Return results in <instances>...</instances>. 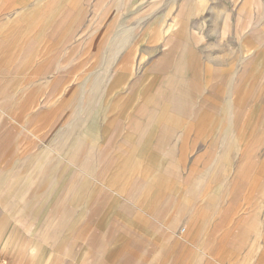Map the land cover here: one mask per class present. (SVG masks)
<instances>
[{
    "label": "crops",
    "instance_id": "obj_1",
    "mask_svg": "<svg viewBox=\"0 0 264 264\" xmlns=\"http://www.w3.org/2000/svg\"><path fill=\"white\" fill-rule=\"evenodd\" d=\"M90 1L0 0V264H264V43L234 0H130L91 47Z\"/></svg>",
    "mask_w": 264,
    "mask_h": 264
},
{
    "label": "rangeland",
    "instance_id": "obj_2",
    "mask_svg": "<svg viewBox=\"0 0 264 264\" xmlns=\"http://www.w3.org/2000/svg\"><path fill=\"white\" fill-rule=\"evenodd\" d=\"M130 0H107V2H98L97 0H91L90 2L83 3L84 8L81 10V17L79 20L81 22H84V26L88 27L89 33L86 36V41L91 45V47H97L99 43V30L100 29H112L114 30L115 26L119 24H130L131 20L127 19V17H124V15L130 13L128 11V4ZM137 1V0H136ZM139 4V1L137 2ZM136 3V4H137ZM231 4L232 2L227 1H220V4ZM2 4V3H0ZM137 4V5H138ZM141 4V3H140ZM234 6H235V16L239 15V17L236 16L235 18V38L236 40L238 37L240 39L247 42L246 44L249 45V43L255 42H263L264 43V0L260 1H245V0H234ZM240 9V10H239ZM254 9L259 10L258 15L255 14V16H252V12H255ZM243 10V11H242ZM249 13V15H248ZM247 14V15H246ZM243 15V16H242ZM141 21V18H140ZM260 22L258 27L256 28L258 31H261L260 34L262 35H256L253 33L255 26ZM110 33H107L106 35L103 34V39L105 41H110L111 37ZM254 36V39L252 37ZM260 36V37H258ZM264 47V46H263ZM105 49L102 50V53L104 55ZM110 53V51H107ZM249 53H246L244 55H239L238 59H241L243 56H247V54L256 52V51H249ZM257 52H259V55L256 56L259 63L261 65H264V49H260ZM82 51H75V57H88L90 56L92 58V62H94V58L100 57V50L98 48H92L90 50L85 51V54H81ZM107 53V57L110 56V54ZM237 58V54H236ZM239 61V60H238ZM95 64H92L89 67L90 77H91V90H93L97 84L103 85L105 81L108 79L109 75L113 73L115 67L114 66H99L97 64V61L95 60ZM76 73L82 72V68L79 66H75ZM30 71L31 69L28 68ZM101 76V77H100ZM82 77V76H81ZM81 86L80 81L75 82V89H79ZM81 88V87H80ZM77 95V92H76ZM99 98V92L93 94L92 93V105L97 104ZM264 100V99H263ZM258 110V108H257ZM182 230V228H180Z\"/></svg>",
    "mask_w": 264,
    "mask_h": 264
}]
</instances>
